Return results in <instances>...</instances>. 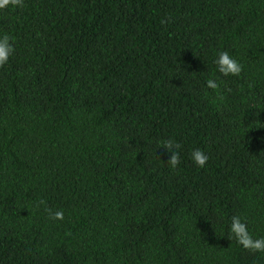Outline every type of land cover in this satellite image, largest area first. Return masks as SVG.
<instances>
[{"label": "trees", "instance_id": "16d2710c", "mask_svg": "<svg viewBox=\"0 0 264 264\" xmlns=\"http://www.w3.org/2000/svg\"><path fill=\"white\" fill-rule=\"evenodd\" d=\"M3 34L0 264H264L228 239L264 237V0H24Z\"/></svg>", "mask_w": 264, "mask_h": 264}, {"label": "clouds", "instance_id": "9594fccd", "mask_svg": "<svg viewBox=\"0 0 264 264\" xmlns=\"http://www.w3.org/2000/svg\"><path fill=\"white\" fill-rule=\"evenodd\" d=\"M9 5L14 8H22L24 7V0H0V10L7 8ZM166 22L167 21L162 20V24ZM14 51L15 49L12 37L8 34L0 35V67H3L8 63L9 58L13 55ZM214 63L217 66L218 72L225 77L230 75L238 77L243 71V66L236 59L230 56L227 51L219 52ZM206 87L215 91L219 89L220 85L215 79L210 78L206 81ZM220 98L222 99V97ZM181 147L182 145L172 138L158 141V149H164L169 154L166 163L173 170L180 164L179 149H181ZM191 159L196 166L203 168L209 157L203 150L196 148L191 152ZM39 204L45 206V211L48 213L50 219H64L63 210L53 211L51 208L47 207V202L45 200H40ZM229 233L228 239L231 240L235 238L236 242L244 249L253 253H264V237L253 238L251 233L248 231L247 224L242 222L239 216L233 215L231 217Z\"/></svg>", "mask_w": 264, "mask_h": 264}]
</instances>
